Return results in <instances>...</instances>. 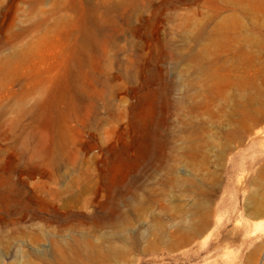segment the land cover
<instances>
[{
	"label": "rangeland",
	"instance_id": "1",
	"mask_svg": "<svg viewBox=\"0 0 264 264\" xmlns=\"http://www.w3.org/2000/svg\"><path fill=\"white\" fill-rule=\"evenodd\" d=\"M0 264H264V0H0Z\"/></svg>",
	"mask_w": 264,
	"mask_h": 264
},
{
	"label": "bare ground",
	"instance_id": "2",
	"mask_svg": "<svg viewBox=\"0 0 264 264\" xmlns=\"http://www.w3.org/2000/svg\"><path fill=\"white\" fill-rule=\"evenodd\" d=\"M103 91H106V90H103ZM111 92L112 93H110V95H112L114 91H111ZM97 99L98 98L97 97L94 98V96H92V97L86 96L84 92L82 94L81 93H78V90H77V91H73L71 93L70 98L68 100L66 98V94L61 93L60 98H59V101L61 103L62 102H66L67 105H68V107H70V108H72V109H74L76 111L75 112L76 115H79L81 118L84 117V119L83 118L82 119H83V121L85 123H87L88 121H91V117H93L95 124H98L102 120V117L99 116L98 112L96 111V100ZM99 99L104 100L106 102V97H102V98H99ZM82 102H85V104L82 103ZM82 104H84V105H82ZM49 124L50 123H48V122H44L43 123V125H45V126H48ZM141 128L142 129H145V135H146V137L148 136V137H151V140L156 141V142L158 141V138H155L153 136V135H158L159 130H158L157 124H156L155 127L154 126L153 127H150L148 125L147 126H143L142 125ZM37 143L44 144L43 142L41 143L40 140H38ZM38 148H44V145H39ZM50 149H51V151H53L52 147ZM158 155H159V153H158Z\"/></svg>",
	"mask_w": 264,
	"mask_h": 264
}]
</instances>
